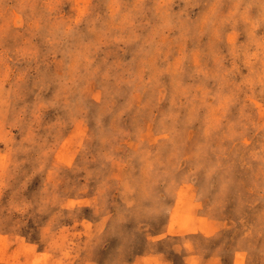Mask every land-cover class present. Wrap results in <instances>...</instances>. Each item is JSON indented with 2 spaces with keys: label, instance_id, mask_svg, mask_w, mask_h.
<instances>
[{
  "label": "clouds",
  "instance_id": "clouds-1",
  "mask_svg": "<svg viewBox=\"0 0 264 264\" xmlns=\"http://www.w3.org/2000/svg\"><path fill=\"white\" fill-rule=\"evenodd\" d=\"M0 264H264V0H0Z\"/></svg>",
  "mask_w": 264,
  "mask_h": 264
}]
</instances>
